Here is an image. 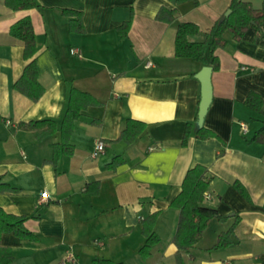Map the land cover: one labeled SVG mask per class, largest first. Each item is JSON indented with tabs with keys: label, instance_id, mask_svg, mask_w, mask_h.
<instances>
[{
	"label": "crops",
	"instance_id": "0c3cea01",
	"mask_svg": "<svg viewBox=\"0 0 264 264\" xmlns=\"http://www.w3.org/2000/svg\"><path fill=\"white\" fill-rule=\"evenodd\" d=\"M40 8L10 10L0 0V177L17 192L0 193V208L14 214L39 216L27 226L38 241H23L4 233L2 246L16 257L14 264H61L69 250L81 261L109 259L124 264H174L173 243L179 210L171 203L187 171L197 164L212 178L204 204L230 219L210 221L189 256V264H264V145L248 143L262 126L264 115L245 105L250 91L264 94V36L251 28L236 42L215 51L220 69L212 73L213 97L203 126L219 138L199 139L198 112L202 84L197 74L204 64L175 54L180 22H193L200 32L189 41L202 42L230 7L231 0H39ZM264 10V0H247ZM163 6L176 7L178 19H156ZM83 12L84 34L69 30L62 9ZM28 17L38 42L36 61L45 93L38 102L17 92L14 83L26 65L23 43L11 36V25ZM131 20L127 38L117 26ZM264 33V23L262 24ZM71 48L77 50L72 54ZM81 55V57L79 56ZM150 63V65H148ZM89 92L104 103L90 106L76 122L72 156L62 155L57 167L47 162L59 134L39 140L18 129L22 121H61L69 90ZM98 119L101 123H91ZM128 119L146 124L131 145L116 141ZM248 131H241V124ZM192 135L181 144L186 127ZM105 151L92 157L96 142ZM225 142V152L221 153ZM153 147V149H150ZM124 163L107 168L113 157ZM99 182V193L87 190ZM248 192L245 197L234 184ZM95 189V186L92 188ZM44 193L47 200L40 201ZM159 211L155 232L160 242L146 258L142 221ZM239 217L232 244L214 248L219 234Z\"/></svg>",
	"mask_w": 264,
	"mask_h": 264
},
{
	"label": "trees",
	"instance_id": "16d2710c",
	"mask_svg": "<svg viewBox=\"0 0 264 264\" xmlns=\"http://www.w3.org/2000/svg\"><path fill=\"white\" fill-rule=\"evenodd\" d=\"M174 5L188 0H170ZM198 4V0H192ZM5 5L10 10H24L31 8H40L39 0H5ZM230 15L224 16L218 20L209 32L206 33L202 42L189 41L190 35H196L200 32V27L193 22H180L177 25L175 36V54L179 58H189L200 62L205 66H211L213 71L220 69V59L215 51L225 48L229 45L230 40L226 37L229 32L232 39L236 42L241 41L249 29L254 28L264 36L262 32V24L264 23V10L256 8L247 0H231L229 9ZM63 15L69 18V30L74 34H84L86 31L83 20V12L81 10L64 8ZM176 7L163 6L156 14V19L162 22L172 24L178 19ZM32 20L28 17L17 21L10 28L11 36L17 38L23 43V59L26 62L23 73L14 83L17 92L29 98L33 102H38L45 93V87L40 82L39 68L36 61L38 52V42L34 31ZM131 26V20L121 23L117 26V31L124 39L127 38V32ZM245 105L261 115H264V94L250 91L245 99ZM103 106L104 103L98 100L89 92L76 88H71L67 97V107L61 121L54 118H44L40 120L22 121L18 123V129L30 131L42 140L48 136L59 134V140L53 144V155L50 162L57 167L59 159L62 155L72 156L75 147L71 142L76 122L83 116V112L90 106ZM91 123H101L98 119H92ZM146 124L135 119H128L126 127L121 131L116 141H122L127 145L133 144L143 133ZM192 135L191 124H188L181 144L187 145ZM195 136L199 139H210L220 137L212 130L205 126H200L195 130ZM248 143H256L264 145V122L262 126L254 133L251 139H246ZM225 152V142L221 140ZM124 163V159L120 156L113 157L112 161L107 164L109 169H117ZM212 178L210 170L203 164H197L189 169L184 177L181 190L173 199L171 206L179 210L177 228L173 236V243L177 250L174 255V264H189V256L196 248L197 244L203 238L210 221L217 219L225 222L230 219L229 215H224L214 207L204 204L206 200L205 193L210 188ZM95 186V189H92ZM99 182L94 181L87 185V190L92 194L99 193ZM235 188L245 197L248 192L242 184L236 182ZM19 189L5 182L0 177V193L17 192ZM160 215L156 211L148 215L142 221V233L146 237V243L140 249V255L146 258L152 254V248L160 242L159 235L155 232V225ZM39 216L29 217L27 215H18L9 213L0 208V239L4 233H12L23 241L34 243L38 241V235L30 230L27 222L30 219L38 220ZM239 222V217H233L232 224L227 230L219 234L217 243L214 248L226 247L232 244V235ZM15 255L13 250L0 244V264H14ZM93 264H124L122 262H114L109 259H94Z\"/></svg>",
	"mask_w": 264,
	"mask_h": 264
},
{
	"label": "water",
	"instance_id": "95a60500",
	"mask_svg": "<svg viewBox=\"0 0 264 264\" xmlns=\"http://www.w3.org/2000/svg\"><path fill=\"white\" fill-rule=\"evenodd\" d=\"M231 13L230 10H228L225 13V17L229 16ZM212 73L213 68L211 66H204L202 70L197 74L198 79L201 81L202 84V100L200 104V110L198 112V124L200 126H203V121L206 116V113H208L209 106L212 102L213 97V87H212Z\"/></svg>",
	"mask_w": 264,
	"mask_h": 264
},
{
	"label": "built area",
	"instance_id": "2783aa9c",
	"mask_svg": "<svg viewBox=\"0 0 264 264\" xmlns=\"http://www.w3.org/2000/svg\"><path fill=\"white\" fill-rule=\"evenodd\" d=\"M71 52L72 54H76L77 50L74 48H71ZM79 56L81 57V55L79 54ZM148 65H150V63H148ZM241 131L243 133H246L248 131L247 125L242 123L241 124ZM150 149H153V147H151ZM105 151V142L102 140H99V142L97 141L95 146L92 149V157H98L99 155L103 154ZM206 197H208V193H205ZM48 194L44 193L43 196L40 198V201H45L47 200ZM61 264H78V259L75 256V253L73 252V250H69L67 252V254L64 256Z\"/></svg>",
	"mask_w": 264,
	"mask_h": 264
},
{
	"label": "rangeland",
	"instance_id": "374dc122",
	"mask_svg": "<svg viewBox=\"0 0 264 264\" xmlns=\"http://www.w3.org/2000/svg\"><path fill=\"white\" fill-rule=\"evenodd\" d=\"M81 264H93L91 260H82Z\"/></svg>",
	"mask_w": 264,
	"mask_h": 264
}]
</instances>
